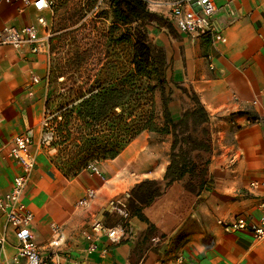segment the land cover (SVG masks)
<instances>
[{
  "label": "crops",
  "instance_id": "obj_1",
  "mask_svg": "<svg viewBox=\"0 0 264 264\" xmlns=\"http://www.w3.org/2000/svg\"><path fill=\"white\" fill-rule=\"evenodd\" d=\"M166 1L170 0L151 6L168 23L147 28L150 41L164 51L169 88L163 96L175 120L194 108L192 94L197 97L207 113L211 149L203 160L195 158L200 166L207 161L208 172L198 195L188 194L184 181H178L150 209L148 217L158 223L180 205L172 193L190 201L173 227L154 234H148L147 222L137 216L122 219L109 201L125 206L131 188L144 179H155L163 188L171 139L154 142L153 134L142 132L115 158L97 165L100 175L86 168L66 177L40 153L36 139L47 90L44 55L0 47V190L9 189L19 173L6 154L10 140L32 128L36 161L23 199L34 214L31 231L40 254L56 251L61 264H264V238L255 239L248 230L228 231L221 224L236 217L255 221L259 216L257 194L248 182L264 176V94L259 93L264 87V0H214L213 19L222 33L214 43L206 36L190 38L180 32L169 18ZM15 6L0 5V28L21 25L24 19L16 16ZM26 15L34 19L32 7ZM163 96L156 97L160 113ZM87 189L95 191L94 197L76 209L75 202ZM96 220L106 226L124 225V235L117 242L106 235L88 240ZM1 232L6 244L0 259L25 264L23 258L11 261L17 239L0 213Z\"/></svg>",
  "mask_w": 264,
  "mask_h": 264
},
{
  "label": "trees",
  "instance_id": "obj_2",
  "mask_svg": "<svg viewBox=\"0 0 264 264\" xmlns=\"http://www.w3.org/2000/svg\"><path fill=\"white\" fill-rule=\"evenodd\" d=\"M106 3L114 24L131 26L126 41L130 52L127 72L112 78L110 88L104 87L107 82L92 80L87 76L81 81L87 88H83V85L76 86L77 89L71 87L61 94L63 103L58 109L65 108V111L61 114L63 122L55 128L61 140L52 144L59 143L66 148L74 147L78 150L71 159V168L64 173L66 177H71L87 164L91 154H95L94 159L98 161L113 159L144 131L170 134L169 163L163 174V188L155 179H144L131 188L125 203L128 217L137 216L146 221L148 234H154L158 229L168 230L173 227L186 214L190 204L184 196L178 197L172 193L171 198H177L180 205L155 223L147 214L164 193L169 192L176 182L184 181L188 194L195 197L207 182V161L204 159V166H200L195 159L203 160L202 155L205 156L211 149L209 131L205 124L207 113L192 94L194 108L184 111L175 120L168 111V98L163 96L162 125L161 128L156 127V90L160 89L163 93V86L167 82L166 61L163 49L150 41L146 25L164 21L148 9L144 0H106ZM80 62V57L76 56L71 64L80 66ZM76 81L73 79L70 82L74 85ZM125 86L127 90H124ZM50 102L47 94L44 103L46 109ZM91 133L96 137L85 136ZM195 151L202 154L196 155Z\"/></svg>",
  "mask_w": 264,
  "mask_h": 264
},
{
  "label": "built area",
  "instance_id": "obj_3",
  "mask_svg": "<svg viewBox=\"0 0 264 264\" xmlns=\"http://www.w3.org/2000/svg\"><path fill=\"white\" fill-rule=\"evenodd\" d=\"M144 1L147 7L155 3L151 0ZM13 3L16 5L15 14L19 17L24 16L28 8L32 7L35 12L34 21L20 26L3 25L0 28V47L8 46L20 53L26 48L30 53H47L50 36L48 14L52 15V0H0V5ZM164 4L167 6L170 20L180 32L190 38L206 36L212 43L221 39V30L213 19L217 10L214 0H170ZM32 80L37 82L38 78L33 75ZM259 93L264 94V87L259 90ZM256 102L255 99L252 100L253 104ZM33 139V129L25 128L16 133L8 144L6 154L16 162L19 173L13 178L9 189L0 190V213L4 216L6 225L13 228L17 239L16 251L11 256L12 262L18 263L19 259L23 258L25 264H61V255L56 251H51L46 255L40 254L31 231L34 214L23 199L25 186L36 161V154L31 149ZM87 169L100 175L95 164H89ZM248 188L257 194L259 210L257 220L248 221L243 217H236L228 222H221V224L225 230L233 232L248 230L255 239H261L264 238V176L250 180ZM94 195L93 189H87L84 196L75 202L74 207L79 209L87 206ZM109 205L122 219L128 218V211L121 202L110 200ZM56 229L53 227L54 233L57 232ZM91 229L92 233L87 235L88 240L93 241L95 237L106 235L110 241L117 242L124 235L125 227L122 224L106 226L100 220H96L92 223ZM5 244L6 237L1 232L0 257L4 255ZM0 264H9V262L0 259Z\"/></svg>",
  "mask_w": 264,
  "mask_h": 264
},
{
  "label": "rangeland",
  "instance_id": "obj_4",
  "mask_svg": "<svg viewBox=\"0 0 264 264\" xmlns=\"http://www.w3.org/2000/svg\"><path fill=\"white\" fill-rule=\"evenodd\" d=\"M151 1L156 2L157 0ZM148 9L163 19L162 24L168 23L162 14L153 9V6L150 5ZM52 10V15L48 14L50 28L48 51L41 53L44 55L48 71H50L46 95L49 94L51 102L48 109L44 107L40 132L36 139L39 140L40 153L46 155L49 161L64 175L71 168V159L76 156L78 150L74 147L66 148L59 143L52 144L54 141L61 140L55 131L56 126L63 122L61 114L65 111V108L58 109V106L63 103L60 96L71 87L77 89L76 86L83 85L81 81L87 76H90L92 80L101 79L107 82L104 87L110 88L112 78L127 72L130 52L126 41L130 31L128 29L131 26L114 24L106 0H53ZM20 17L24 19L21 25L33 19L26 14ZM155 24H157L155 21L147 24L146 30L148 26ZM76 56L80 57V66L71 64ZM73 79L77 80L74 85L70 82ZM83 88H87V86L83 85ZM127 88L125 86L124 90ZM167 88H169L168 82L163 86V93L160 89L156 90V97L159 94L162 97ZM54 97L58 99L54 100ZM156 112L158 115L156 127L161 128L162 118L157 105ZM144 132L153 134L154 142L161 143L171 139L170 134L154 131ZM85 136L96 137L93 133ZM94 157L95 154H91L87 164L81 166L78 171L86 169L89 164L97 166L101 161Z\"/></svg>",
  "mask_w": 264,
  "mask_h": 264
}]
</instances>
